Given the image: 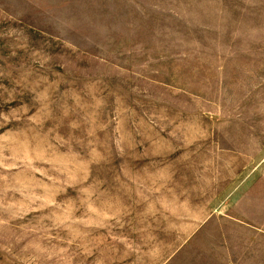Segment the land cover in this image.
<instances>
[{
  "label": "rangeland",
  "instance_id": "374dc122",
  "mask_svg": "<svg viewBox=\"0 0 264 264\" xmlns=\"http://www.w3.org/2000/svg\"><path fill=\"white\" fill-rule=\"evenodd\" d=\"M0 264H264V0H0Z\"/></svg>",
  "mask_w": 264,
  "mask_h": 264
}]
</instances>
